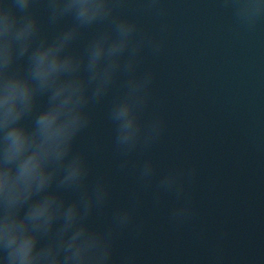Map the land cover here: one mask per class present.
<instances>
[{
  "label": "clouds",
  "instance_id": "9594fccd",
  "mask_svg": "<svg viewBox=\"0 0 264 264\" xmlns=\"http://www.w3.org/2000/svg\"><path fill=\"white\" fill-rule=\"evenodd\" d=\"M219 2L240 30L264 23V0ZM128 3L0 0V264H139L135 250L117 249L125 236L143 237L146 199L154 211L168 205L174 231L199 216V165L161 171L150 155L167 130L153 97L157 73L146 64L168 44L166 0H135L134 15ZM109 98L112 174L78 147ZM130 170L134 186L114 205L113 176Z\"/></svg>",
  "mask_w": 264,
  "mask_h": 264
},
{
  "label": "water",
  "instance_id": "95a60500",
  "mask_svg": "<svg viewBox=\"0 0 264 264\" xmlns=\"http://www.w3.org/2000/svg\"><path fill=\"white\" fill-rule=\"evenodd\" d=\"M166 5V50L146 64L157 73L153 97L167 130L150 155L161 171L177 163L199 165V216L174 231L166 219L168 205L154 211L146 199L143 237H123L117 255L133 249L139 264H207L219 252L225 264H264V23L240 30L219 0H166ZM136 10L129 0L124 11ZM142 22L158 27L149 17ZM109 101L95 107L78 147L97 171L112 174ZM113 184V204L123 203L134 186L131 170L114 175Z\"/></svg>",
  "mask_w": 264,
  "mask_h": 264
}]
</instances>
